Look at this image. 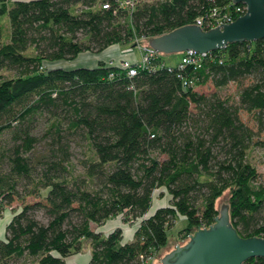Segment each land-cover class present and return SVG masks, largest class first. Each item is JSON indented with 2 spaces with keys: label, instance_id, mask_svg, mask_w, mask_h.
Segmentation results:
<instances>
[{
  "label": "trees",
  "instance_id": "16d2710c",
  "mask_svg": "<svg viewBox=\"0 0 264 264\" xmlns=\"http://www.w3.org/2000/svg\"><path fill=\"white\" fill-rule=\"evenodd\" d=\"M6 2L0 0V69L12 75L0 79V134L8 132L12 144L0 148V163L8 164L0 171V211L14 215L0 240V264H75L65 257L81 250L82 239L90 244L85 264H147L167 244L177 214L188 234L211 225L225 190L238 234L264 237V179L246 159L250 146L264 147V140H255L239 115L245 109L260 125L264 120V38L211 51L199 68L167 64L160 53L133 76L102 61L42 67L44 60H72L113 44L130 47L135 39L194 24L214 8L230 10L232 0H138L132 10L113 1L105 9L102 0ZM249 76L254 80L240 89L238 105L192 90L198 82L219 87ZM38 115L49 117L51 140L48 153L36 158L31 126ZM62 131L78 134L95 154L89 188L85 177L70 181ZM158 188L171 206L150 213ZM40 211L45 222L36 217ZM118 214L125 222L139 220L130 241L122 242L120 228L105 235L90 226ZM243 264H264V258Z\"/></svg>",
  "mask_w": 264,
  "mask_h": 264
},
{
  "label": "rangeland",
  "instance_id": "374dc122",
  "mask_svg": "<svg viewBox=\"0 0 264 264\" xmlns=\"http://www.w3.org/2000/svg\"><path fill=\"white\" fill-rule=\"evenodd\" d=\"M14 0H7V5L10 6L13 3ZM149 2H153L155 0H147ZM2 21H7V17H3ZM118 44H113V46H117ZM145 39H135L134 44L132 46H120L122 47L121 50L124 48L127 51L134 50H141L143 46H145ZM111 46V45H110ZM106 49V48H105ZM85 52V51H83ZM81 52V53H83ZM85 53V54H78L74 59L72 60H55V61H49L44 60L42 62V67L44 69L47 68H53L58 67L62 69H73L76 67H83V66H90L95 64V60L99 55L94 52ZM181 53H170V54H163L160 53V56L162 60L167 64H175L178 62L179 57ZM83 56H88V58L82 59ZM141 59V54L140 58ZM126 60V59H123ZM100 60L99 62H101ZM129 61H136V60H129ZM98 62V63H99ZM103 62V61H102ZM120 62V60L116 58H108L104 63L109 66L110 63L116 64ZM98 65V64H97ZM12 73L3 69H0V79L3 77H9ZM253 76H249L248 78H244L243 80L239 82H233L230 81L228 84L224 86H215L211 80H207L206 82H198L192 86V90L198 92L199 94H217L221 98L227 99L233 104L238 105L239 103V92L240 89L246 85H248L250 82H252ZM239 115L241 120L246 123L249 127L253 129V131L256 133L255 140L260 139L264 140V120L262 122V125H260L255 118L254 112L246 111L245 109H240ZM39 116V115H38ZM48 116L41 115L38 117V120L32 123V129L31 132L33 135L37 137V142L34 145L33 150L31 151L32 154L37 158L42 157L43 155H46L48 152V143L51 140L50 137L45 135V131L49 126V120ZM59 127L64 130L66 127L65 120H61ZM63 135L66 136V142L68 144V153H69V161L66 164L68 175L70 178V181L74 179L75 177H85L88 180L87 186L88 188L91 185V180L88 179V173L87 168L89 164L93 161H95L96 157L95 154L91 151L90 146L88 145L87 141L82 139L78 134H70L67 131H62ZM12 144L10 140V134L8 132H4L3 134H0V148L8 149L9 146ZM247 161L255 167L257 173H258V179H264V147L258 146V145H251L250 148L247 150ZM0 171H8V164L6 163H0ZM258 180V181H259ZM23 185H19V191L25 190L23 189ZM30 187V186H28ZM28 190V188H26ZM41 191V190H40ZM224 197H227V201L229 198V192L228 190H225L220 197H218L215 201V208L218 210V202L221 201ZM171 197L166 192L164 188H158L155 189L152 196V206L150 213L153 212V210L157 207L161 206H171ZM33 196H26L25 201H33ZM36 200V199H35ZM20 203V200L17 199V197L14 198L13 203L11 206L15 207L17 212L20 210L18 208V204ZM36 217L40 220L45 222L46 218L43 215V213L37 212ZM147 217V216H145ZM139 224V220H135L134 222L128 221L125 222L123 219L122 214H118L116 217L109 219L105 221L100 226L95 225L93 223L90 224L91 228L94 231H101V233L107 235L114 231L116 228H120L122 230V242L124 240H129L133 235L132 232L134 229L137 228V225ZM186 227V221L185 218L179 214H177L173 226L170 227L167 231V244L160 248L158 251H156L153 254L152 260H150L147 264H156V262H160L161 259H159V254L162 253V251L169 245L174 244V247L178 245L177 241H183L185 237L189 236L188 231L185 232L183 230ZM193 229L190 231L192 233ZM89 247L90 244L86 239H82V247L81 250L78 251H72L68 256L65 257V259L68 262H74L75 264H85L89 257ZM29 264V263H28Z\"/></svg>",
  "mask_w": 264,
  "mask_h": 264
},
{
  "label": "water",
  "instance_id": "95a60500",
  "mask_svg": "<svg viewBox=\"0 0 264 264\" xmlns=\"http://www.w3.org/2000/svg\"><path fill=\"white\" fill-rule=\"evenodd\" d=\"M242 3L245 13L234 21L207 30L186 24L145 43L158 53H182L186 50L204 53L229 43L257 41L264 38V0H232ZM218 215L208 227L193 229L183 241L167 246L156 264H243L249 258H264V237H242L229 219L227 197L218 202Z\"/></svg>",
  "mask_w": 264,
  "mask_h": 264
},
{
  "label": "built area",
  "instance_id": "2783aa9c",
  "mask_svg": "<svg viewBox=\"0 0 264 264\" xmlns=\"http://www.w3.org/2000/svg\"><path fill=\"white\" fill-rule=\"evenodd\" d=\"M102 1H103L102 7L105 9L109 8L111 1H113V3H115L117 6L123 9L132 10L137 4L138 0H102ZM245 10L246 8L244 5H236V4H233V7L230 10L228 9L226 11H220L214 8L206 18H198L194 24L198 25L204 30L214 28L217 26L221 27L222 26L220 25L221 23L228 24L234 21L237 17L243 15L245 13ZM210 52L199 53L191 49L186 50L181 53L178 66L182 68L183 66L186 65H192L194 68H199L200 62L206 57H208ZM158 55H159L158 52H156L153 48H151L146 44L141 49L140 60H136V61L120 60V62L116 64L110 63L109 66H118L122 69H126L128 75L133 76L137 74L138 70L148 68L152 60L157 58ZM169 69H171V67ZM188 83L191 82L184 81V84H188Z\"/></svg>",
  "mask_w": 264,
  "mask_h": 264
},
{
  "label": "crops",
  "instance_id": "0c3cea01",
  "mask_svg": "<svg viewBox=\"0 0 264 264\" xmlns=\"http://www.w3.org/2000/svg\"><path fill=\"white\" fill-rule=\"evenodd\" d=\"M122 47H120L119 45H117V46H113V45L108 46L106 49H104L101 52L97 53L99 55V57H97V59L95 60V64L94 65L83 66V67H95V66H97V64H98V62L100 60H102L104 62L108 58H113V59L116 58L118 60H123V59H126V60H138L140 58L141 50H138V49L134 50L133 49L132 51H127L124 48L121 50ZM85 53H89V52L85 51V52L80 53V54H85ZM180 57H181V54H180ZM180 57H179V59H180ZM85 58L89 59L88 56H83L82 57V59H85ZM13 215H14V213L12 212V210L9 209V208H6V207H4L0 211V240H2L4 238L6 225L9 223V221L11 220ZM134 231H135V229H134ZM134 231L132 232V235H133ZM132 237L129 240H124V242L130 241L132 239Z\"/></svg>",
  "mask_w": 264,
  "mask_h": 264
}]
</instances>
